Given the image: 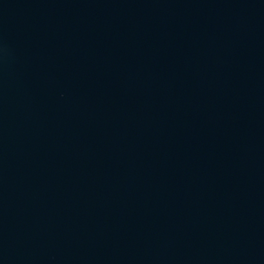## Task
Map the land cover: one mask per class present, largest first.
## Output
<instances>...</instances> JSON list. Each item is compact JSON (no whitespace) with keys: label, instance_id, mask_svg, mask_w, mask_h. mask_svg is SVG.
<instances>
[{"label":"water","instance_id":"water-1","mask_svg":"<svg viewBox=\"0 0 264 264\" xmlns=\"http://www.w3.org/2000/svg\"><path fill=\"white\" fill-rule=\"evenodd\" d=\"M0 264H264V0H0Z\"/></svg>","mask_w":264,"mask_h":264}]
</instances>
